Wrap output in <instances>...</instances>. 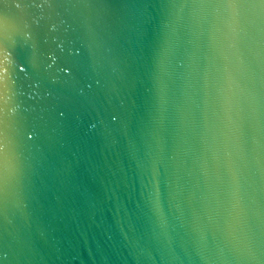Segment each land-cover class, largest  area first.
<instances>
[{
    "label": "water",
    "instance_id": "1",
    "mask_svg": "<svg viewBox=\"0 0 264 264\" xmlns=\"http://www.w3.org/2000/svg\"><path fill=\"white\" fill-rule=\"evenodd\" d=\"M0 264H264V4L0 0Z\"/></svg>",
    "mask_w": 264,
    "mask_h": 264
},
{
    "label": "snow or ice",
    "instance_id": "2",
    "mask_svg": "<svg viewBox=\"0 0 264 264\" xmlns=\"http://www.w3.org/2000/svg\"><path fill=\"white\" fill-rule=\"evenodd\" d=\"M259 2H260L261 4H264V0H259Z\"/></svg>",
    "mask_w": 264,
    "mask_h": 264
}]
</instances>
